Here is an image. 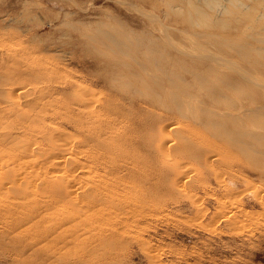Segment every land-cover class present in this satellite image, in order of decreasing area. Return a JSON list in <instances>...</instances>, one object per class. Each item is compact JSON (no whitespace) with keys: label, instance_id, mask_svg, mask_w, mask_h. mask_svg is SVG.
Masks as SVG:
<instances>
[{"label":"rangeland","instance_id":"obj_1","mask_svg":"<svg viewBox=\"0 0 264 264\" xmlns=\"http://www.w3.org/2000/svg\"><path fill=\"white\" fill-rule=\"evenodd\" d=\"M101 32L107 34L103 35ZM98 34L106 38L102 36L103 40L99 41L101 36ZM125 34L130 36H124ZM115 36L118 38L123 36L122 39L127 40L128 46L132 49L139 46L140 50L137 51L145 49L144 52L152 51L153 56L156 55L154 57L159 58L161 55L162 58L170 51L167 56L182 58L183 64L178 61L179 64L176 63L173 69L174 72L184 73L183 75L186 74V70L185 77L188 76L190 69L202 70V67L196 68V63H203L205 67L211 65L207 60L211 52L215 53L211 55L214 58L215 56L222 58L226 53L232 52L229 57L240 60V56L233 51H240L243 49L242 45L251 50L253 55L250 56V60L252 62L259 60L261 63L251 65L238 61V65L232 66V72L227 71V74H230V81L237 82L241 78L237 83H242L245 87L237 96L246 101L244 105L249 103L250 107L255 109L248 111L250 122L245 116L247 123L242 124L241 128L245 134L242 139L251 143L252 150H246L245 153L244 149L238 147L240 139L237 138L232 141L234 143L232 145L235 146L231 145L230 148L222 144L219 145L221 148L217 146L216 149L210 146L212 154L209 159L210 165L204 164V158L197 155L205 150L201 146L204 144L203 141H207L208 137V140L214 139L212 131L209 133L210 130L205 129V125L194 122L191 114L178 117L172 109L167 110L165 106L168 101L157 92L154 91L155 95L151 97L154 101H151L149 97L151 90L141 86L140 89V84H137L139 89L137 87L134 89V86L129 84L124 87V92L127 93V89L130 90H128L130 93H127L129 95L134 93L133 90L139 92L134 96V100L138 99L139 104L143 103L141 106L137 105L136 112L132 108L133 112L129 110L123 112L127 113L126 117H123L125 121L136 118V123L132 121L129 123L131 124L129 126L136 128V133L131 135L134 136V140L122 143L116 148L112 147L111 150L105 146L98 149L99 152L111 153L129 162L125 171L120 170L118 173L122 180L117 179V174L106 175L108 183L105 185L107 190L104 193L109 191L108 196L114 198L108 197L109 202L102 201L99 205L74 204L65 198L58 201V204L43 207L42 209L46 211L41 209L43 211L41 213V210L33 212L32 216L35 218L17 227L26 216L27 204L41 203L51 194L48 190V192L42 190L41 181L38 179L44 176L42 173L45 171L48 173L47 169L43 165L38 166L39 163L35 161L39 158H36V155L27 156L21 151L30 144L35 149L37 145L34 141L41 138L37 132L34 136L33 131H24V125L29 124L26 120H29L32 111L36 116L34 121L36 126L42 127L47 123L48 132H52L49 131L55 128L52 121L58 119L56 111L61 110L60 108L65 109L76 98L70 94L71 96H66L62 100L58 95L51 96V93H48L47 98L52 105L40 111L28 105L30 95L44 85H58V88H64L67 82L77 80L84 86L89 85L92 88L85 96L88 104L86 103L82 110L92 112L95 108L98 109L101 102L112 97L115 92L112 94V88H106L101 80V74L110 76L112 71L100 68L102 66L98 68L93 62L96 59L100 62L132 60L135 57V54H132L133 50L126 56L117 54L118 51L112 50V46L109 48L106 43L109 42L107 37ZM104 38L107 40L104 41ZM226 39L229 41L226 42ZM225 42L228 45H222ZM167 43L172 44L169 46ZM192 46L198 51L194 55L198 53L197 56L202 58L201 60L188 54ZM180 49L183 53L187 49V55L186 52L184 54L177 52ZM174 52L177 55L173 54ZM201 53L203 55L207 53L209 57L206 54V58L203 55L201 57ZM138 56L142 57L141 54ZM0 63L4 64H0L2 65L0 68L6 73L10 71L12 75L16 73L14 79L19 75L15 79V84L24 87L19 95L21 100H17L20 102H14L16 98H11L9 94L2 93L6 96H1L0 93V182L3 173L9 172L16 180L15 175H22L21 189L15 183L16 180L13 182L8 179L5 186L0 184V264H264V0H0ZM183 65L186 67L183 68ZM7 67L11 68L10 71L6 70ZM26 70L30 71V76ZM35 70L45 72L48 79L33 78L31 74ZM150 72L155 74V77L160 76L157 70ZM242 73L249 75V79L246 81L244 79L243 82ZM118 84L123 86L120 82ZM207 87L213 90L217 84L209 82ZM24 90L30 94L29 97ZM142 90L145 91L142 92L145 96H142ZM23 92L27 98L24 95L21 98ZM126 93L120 96L125 97ZM230 93L233 95L234 92ZM156 94L162 97V100ZM126 101V106L131 107L130 101ZM126 101L122 100L121 103L125 104ZM223 102L225 103V100ZM11 105L16 108H11ZM255 112L260 115L252 119ZM157 114L162 115L160 119H156ZM128 115L131 117L128 118ZM116 117L117 114L109 113L108 119L114 120ZM45 119L48 122H44ZM57 121L60 123H57L56 128L64 125L69 132L66 138L71 140L77 136L78 131L66 125L65 120ZM161 121L174 122L175 125L179 123L176 130L184 129L182 134L187 131L184 136L186 137L188 133V137L193 136L192 139L189 140L187 137L182 144L161 152L156 144L161 136L158 131ZM133 128L126 130L125 127V131ZM177 133L175 130L172 131L171 137H175L176 141H182L183 138L180 140ZM203 135L207 139L205 137L201 139ZM22 137L25 140H22ZM27 138L30 141L26 144ZM193 140L195 141L191 142ZM51 143L41 148L47 151L52 146ZM81 146L76 149L96 150L95 146L89 144ZM48 154L50 155L49 152ZM46 155L44 157H47ZM79 170L78 173L80 172L82 177L91 179L89 184L84 183L86 191L96 172L94 169L90 175L85 169ZM27 173L34 178L25 176ZM97 173L103 174L100 169ZM23 177L27 180L25 181ZM67 217L71 220L61 225L59 221ZM13 227L16 230L15 228L13 230ZM45 234L49 237H45Z\"/></svg>","mask_w":264,"mask_h":264},{"label":"bare ground","instance_id":"obj_2","mask_svg":"<svg viewBox=\"0 0 264 264\" xmlns=\"http://www.w3.org/2000/svg\"><path fill=\"white\" fill-rule=\"evenodd\" d=\"M229 1H231V0H229ZM245 16L247 17V15H245ZM252 16H253V14H252ZM252 16H251V18H252ZM246 17H245V19H246ZM101 33L103 34V32H101ZM104 34L106 35L107 32L104 33ZM108 34H109V31H108ZM103 35H99L98 34V36H101V39H99V41L103 40V37H105ZM109 36H110V34H109ZM112 36L114 37V35H112ZM124 36H130V35L125 34ZM113 37H111V38L107 37L109 42H110V43L106 42V43H108L107 45L109 46V48L112 46V50L118 51L117 54H125L126 56L129 53H131V51L133 50L132 54H135V57H134L135 60H133L134 58H132L133 61L132 60H122V59H117L118 57L115 56V58L117 60H115L114 62H112V61L106 62L103 59H100V60H103L104 62L103 61L100 62L97 59L93 62L94 66H97L98 68H99V66H102L100 68H105L107 70H111L112 71L110 76L101 74V76H102L101 80L103 82V85L106 86V88H108V87L112 88L111 89V91L113 90L112 94L115 92L114 95H112V97H109L106 100L102 101L101 105L99 106L98 109L95 108V110L92 111V112H85V111L82 110V107L83 106L86 107L85 105L88 102L87 99L85 98V96L88 95L91 92L92 88L89 85H88V87H87V85L84 86L82 83H80L81 81L77 82V80H76L75 82H70V83L67 82V84H65L64 88H58L57 84H56L57 86H55V85L51 86L50 84L49 85H44L43 88L42 87L39 88L40 89V93H39V89L35 90L34 92L31 91V93L33 92L32 95L28 94V92H26V90H24L27 93L28 97L30 95L29 101L26 99L29 102V104L25 100L26 103L28 105L34 106L35 109H39L40 111L42 109H45V108L48 109L49 105L50 104L52 105V103H50L48 101V98H47L48 97V93L49 94L51 93V96L56 94L62 100L66 96H71V95L73 97L75 96L76 97L75 100H73L71 102V104H69L70 107L68 105V107H65V109L64 108H60L61 110H57L56 111L57 112L56 116H58L57 117L58 119L65 120L66 121V125L72 126L73 128H75V130L78 131V134H77V136L75 138L72 137L71 140L66 138L69 135V132L66 130L64 125H63V127L60 126L61 128H59V129L56 128L58 126L57 123H60V121H57L58 119L52 121L53 123H55V128H52V130H49V131H52V132H48V129L46 128V127L49 128L48 124L45 123V125H43V126L40 124V126H42V127H39L38 125L36 126V123L34 122L36 120V116L33 115L32 111H31V114L29 113L30 114V116L28 117L29 120H26V121H29L28 122L29 124L26 125V126L24 125V131L25 132L33 131V133H34L33 135L34 136H35V132H37V134H40L41 138H40V140L36 139L34 141V143H36V145H37L35 147V149L33 148L34 146L32 147V145L30 144L29 147H27V148L24 147L25 149H23L21 151L22 152L24 151V153L27 156H31L32 157L33 155H36L37 156L36 158L40 159V160L37 159V161H35V162L39 163L38 166L41 167L40 165H43V167H45L47 169L48 173H46V171H45L44 174L42 173V176L43 175L44 176L43 177H39L38 179L41 181V185H42V188H43L42 190H46V191L48 190L49 192H51V194H49V198H47L48 196L47 197L45 196L46 198L45 197L44 198L46 200L42 201L41 203L34 202L31 205L27 204V206L25 208L27 210L26 216L22 219V223L17 225V227H19L20 225L23 226L26 223H28L30 220L35 218V217L32 216L33 212L37 213V211L41 210L43 207H49L50 205H54L58 201H60L62 199H65V198L68 199L70 202H74V204H86V205H89V204H94L95 205L96 203H98V205H99V202L107 201L108 197L114 198V196H111V195L108 196L107 193H110L109 191L107 193H104L107 190L105 185L108 183L106 175L110 174V173L118 175L120 170L121 171H125V169L128 167V163L129 162H127L125 159H120V158H118V156L113 155L111 153L99 152L98 149L101 148L102 146L103 147L105 146L107 149L111 150L112 147L116 148L117 146H121L122 143L134 140L133 139L134 136L132 137L131 135L136 133L135 132L136 128H133V127L129 126V125H131L129 123H131V121H132V123H136V121H135L136 118H134L135 120H130L129 119V121L128 120L125 121L123 119V117H126L127 113H123V112H125L126 110L127 111L128 110L132 111V109H134V111H135V108L137 107V105L141 106L143 103L139 104L140 102L139 101L137 102L138 99L136 97L135 98L137 100L136 101L134 100V96L137 95L139 92H136L135 90H133L134 93L132 92L133 93L132 95L127 94V93H130L129 89H127V93L124 92L125 91L124 87H127V85H129V84L131 86H134V89H135V87H137V84L138 85L140 84L139 88L141 86L144 89L151 90L152 93L149 92L150 95H151V96L149 95L150 100H151L152 95H155L154 91L157 92V94L159 96L160 95L164 96L166 98V100L168 101L167 105L165 106L167 110L172 109V111L175 112L176 113L175 115H177L178 117L179 116L183 117L184 115L191 114L192 116L191 115L190 116L192 117V120H194V122L197 121L198 123H200V125H201V123L203 125H205V127H206L205 129L210 130V132L206 130L207 132L211 133V131H212L211 135L214 138L212 140H208L209 137L207 139V137L204 136L206 134L201 136V139H202V137H205L207 139V141H203L204 144L203 145L201 144V146L204 147L205 150L199 152L197 156H199V158L200 157L204 158V162H203L204 164L210 165V160L209 159H210V157L212 155L211 151L209 150L210 146H213V147H215L214 149H216L217 146L222 144V145L226 146V148H230L231 145L234 144V143H232V141L237 140V138H239L240 139V143L238 144V147H240L241 149H244L245 153H246V150H250L251 149V147H250L251 143H249L245 139H242L243 136L245 137V134L243 133L241 128H243L242 124H246L247 123V121H246V119H244V117L249 115L248 111H250V110L254 111L255 109H253V107L251 108L249 103H245L247 105H244L243 103L246 102V101H244L240 97L238 98V96H237V94H239L238 92H240V90H242V88L245 87L242 83H237L241 78L240 79L238 78L239 80L238 81L236 80L237 82L230 81V78H229L230 74L229 75L227 74V71H229V72L231 71L232 72V66L238 65V61H240V62L242 61L243 64H249L250 63L252 65V63H255V64L259 65V62H260L259 60L258 61L255 60V62H252L250 60V56L253 55L251 53L252 52L251 50H249L247 48H244L246 46L243 47V45H242L241 47L243 49L240 48L241 49L240 51L239 50H237L235 52L233 51V53H236V54H238L240 56V60H234L231 57H229V54H231L232 52H229L228 54L226 53V55L224 54L225 56H223L222 58H219L218 56H215L216 58H214L211 55H214L215 53L212 54L213 52H211V54H209L210 53L209 52L208 54L210 55V58H208L207 60H208V62L211 65L205 67L203 63H196L197 64L196 68L197 67H200V68L202 67V70H197V69L193 70L192 69V71H191V69L190 70L188 69L189 70L188 71L189 74H188L187 77H185L187 75V71L186 70H185V72H186L185 75H183L184 73L180 74V71H179V73H178V71L174 72L173 66L176 63H178V61H180V63L183 64V60L180 57L174 58V57H171V56H167V54L170 51L167 52L166 55L162 54L163 55L162 58H160L161 55L159 54L160 56L158 58V57H154V56H156L155 54L153 56L152 51L144 52L146 49L144 51H137L139 49V46H136V47H134L132 49L130 46H128L129 43L127 44V40L122 39L123 36H120L122 38H118V36H115V38H113ZM128 38L129 37H127V39ZM96 39H98V38L96 37ZM106 40L107 39H105L104 41H106ZM91 41H93V40H91ZM104 41H101V42H104ZM130 41H131V38H130ZM228 41L226 39V42H228ZM226 42L224 44H222V45H225V44L228 45V43H226ZM171 44L172 43H170V45ZM158 47H157V49H158ZM164 47H166V46H164ZM102 48L100 47V49H102ZM186 50L187 49H185L184 53L186 52ZM226 51H228V50H226ZM177 52H181V49H180V51L177 50ZM188 52H189L188 54L193 57V55L196 54L195 52H198V51H197L196 47L192 46V48H190V50ZM104 53L105 52H103V54ZM155 53H156V51H155ZM182 53L183 52H181L180 54H182ZM100 54H102V53H100ZM140 54L142 55L141 58H139V56H138ZM164 54H165V52H164ZM171 54H172V51H171ZM173 54H175V52ZM205 54L207 55V53H205ZM205 54L203 55L201 53V57H202V55L205 57L206 56ZM175 55H177V54H175ZM186 55H187V52H186ZM197 55H198V53H197ZM197 55H194V56L196 57ZM209 55H207V56L209 57ZM197 57H199V56H197ZM120 58H122V57L120 56ZM184 59H186V58H184ZM198 59L201 60L202 58L200 59V57H199ZM135 61L137 63H135ZM203 61L205 63V60H203ZM0 64H2V63H0ZM196 64H195V62L193 63L194 67H195ZM2 65H4V64H2ZM124 65H128V66L130 65V66L128 67V66H124ZM136 66H138V67H136ZM132 67H136V68L134 69ZM185 67L186 66L183 65V68H185ZM191 67H193V66H191ZM5 68H6V65H5ZM5 68H3V69H5ZM10 69L11 68H8L6 70L10 71ZM15 69H16V67H15ZM154 70H157L159 72V75H160L159 77L158 76L155 77V74H152L150 72V71H154ZM18 71H20V70H18ZM32 71H33V69H32ZM15 72H17V71H15ZM26 72L27 73L29 72V74H27V75L30 76V71L26 70ZM41 72H36V70H35V72H33L31 75H33V78L35 77L37 80H43L44 78L48 79V76L46 77L45 72H43V71H41ZM10 73H11V71L9 73H6L5 70L3 71L0 68V93H1V96H6L4 94H7V95L9 94L8 96H12L11 98L14 99V97H15L16 98V100H14V102H15L17 100H21V99H19L20 98L19 95L22 93V90L24 89V87H18V85L15 84V82H16L15 79L18 78L19 75H16V78L14 79V75L16 73L14 75H12L13 73L12 74H10ZM106 73H107V71H106ZM20 74H23V73H21V71H20ZM24 75L26 76L25 72H24ZM99 75H100V73H99ZM227 75H228V78H227ZM242 76H243V78H242L243 82H244V79H245V81L249 79V75H247L246 73H242ZM33 78H32V81L34 82ZM232 78H233V76H232ZM36 79H35V82H37ZM46 79H45V81L47 82L48 80H46ZM190 79H191V81H190ZM97 81H99V79ZM118 81L120 83H122L123 86L121 84H118L119 83ZM87 82H89V81H87ZM95 82L96 81H94V83ZM209 82L216 83L217 87H215V88H213V90H211L209 87H207V83H209ZM124 84H126V86H124ZM41 85H42V83H41ZM142 92H145V91L142 90L141 94H142ZM230 92H234L233 95H231ZM2 93H4V94L2 95ZM123 93H126V94H124L125 97L124 96H120V94H123ZM144 94H142V96ZM23 95L27 98L25 93L21 95V98H23L22 97ZM159 96H158V98L161 99L162 97L160 98ZM25 97H24V99H25ZM8 98H10V97H8ZM13 99H10V100L13 101ZM122 100H125V101L129 100L130 103H131V104L129 103L131 107L126 106L127 101L124 102L125 104H122L123 103V102L121 103ZM158 100H157V102H158ZM224 100H225V103L223 102ZM151 101H154V100H151ZM151 101H150V103H152ZM155 101H156V99H155ZM17 102H20V101H17ZM159 102H161V101H159ZM12 103L13 102H11V104ZM26 103H24V104H26ZM13 104H15V103H13ZM27 104L25 106H27ZM147 104H146V106H147ZM15 106H17V104ZM15 106L11 105L10 107L15 109L16 108ZM18 106L20 107V104ZM22 106H23V104H22ZM20 108H22V107H20ZM88 108H89V106H88ZM54 109H56V108H54ZM139 109H137V110L139 111ZM23 110H24V108H23ZM159 110H160V108H159ZM161 110H163V109H161ZM223 110H228V112H224ZM8 111H9V109H8ZM35 111H38V110H35ZM40 111H38V112H40ZM138 111H137V114H138ZM151 112H153V110ZM167 112L168 111H166V113ZM109 113L117 114L118 117H116V119H114V120L108 119L109 118ZM160 113H162V112H160ZM8 114H10V112ZM137 114H136V116H137ZM154 114H155V112H154ZM131 115H133V114H131ZM252 115H253L252 117H254L252 119H255L256 117H258V115H260V113H256L255 112ZM160 116H162V115L157 114V117L156 116L155 117H156V119H160ZM127 117L129 118L131 116L128 115ZM137 117H139V115ZM247 118H248V122H250V118L248 116H247ZM4 120H6V119H4ZM139 120H140V118H139ZM154 120H155V118H154ZM8 121H9V119H8ZM38 121H40V119ZM42 121L43 120H41V122ZM152 121H153V119H152ZM175 121H178V120H175ZM24 122H25V118H24ZM44 122H48L47 119H45ZM34 123H35V125H33ZM19 124H21V123H19ZM23 124H25V123H23ZM23 124H22V126H23ZM42 124H43V122H42ZM177 124H179V123H177ZM133 125H135V124H133ZM137 125L138 124H136V126ZM176 125H175L174 122L173 123H169V122L166 123V122L161 121V124L158 127V131L161 134V136L159 134V136H160L159 138L160 139L158 138L157 139V143H156L158 145V149L161 150V152L162 151L165 152L166 150L168 151L169 148H173L175 145L182 144L181 142H183V140L188 137V135H189L188 133H186L187 134L186 137L184 136L185 132H187V131H185L184 135H183L182 133H183L184 129L176 130V128H177ZM18 126H21V125H18ZM22 126H21V128H23ZM12 127H13V125H12ZM125 127H126V130L127 129H131V128H133V129L130 130V131H125ZM188 127L190 128V126H187V128ZM18 129H20V127ZM174 130L176 132H178L177 135L179 134L180 140H181V138H183L182 141H179V140L176 141V140H174L175 137H171V133ZM185 130H186V128H185ZM192 130H190V131H192ZM196 130H198V129L196 128ZM21 132L22 131L20 129V133L17 132L16 134L18 135V133H19L21 135ZM198 132H197V134H198ZM192 133L194 134V132H192ZM9 134H10V132H9ZM197 134H195V135H197ZM150 135H152V134H150ZM5 136L8 137L7 135H5ZM70 136H72V135H70ZM104 136H106L107 139ZM179 136H177L178 139H179ZM189 137H188V139L191 140L193 136L192 137L189 136ZM0 138H1V136H0ZM22 138H23L22 140H25L24 137H22ZM206 139H204V140H206ZM29 141H30V139L28 140V138H27L26 141H25L26 144ZM172 141H174V143ZM194 141L195 140H193L191 142H194ZM198 141L200 142L201 140H198ZM224 141L228 142L229 144L228 143L226 144ZM49 142L53 143V144L51 143L52 146H50L47 149V151L50 153V155L48 154L47 151H45L46 150L45 148H43V149L41 148V147H43L46 144L49 146L50 145ZM54 142H55L56 146L54 145ZM151 143H153V141H151ZM236 143H237V141H236ZM86 144H89V146L91 145L93 147L95 146L96 150L92 151V150L85 149L84 151H82V149H78V150L76 149L78 146L86 145ZM106 145H108V146H106ZM198 145H200V144L198 143ZM134 146H136V145H134ZM152 146H153V144L151 145V147ZM233 146H235V145H232V147ZM252 146H255V145L252 144ZM136 148H138V147H136ZM195 148H197V147H195ZM41 150H44L45 152L44 151L41 152ZM253 152L255 153V151H253ZM253 152H251V153H253ZM259 152H261V151H259ZM45 154H47L46 155L47 157H44ZM248 154H250V153H248ZM258 155H256V157ZM202 158L200 160H202ZM32 159H35V158H32ZM22 162H24V161H22ZM259 164H261V163H259ZM34 165H36V164H34ZM261 165H259V167ZM13 167H16V166L13 165ZM35 167H37V166H35ZM22 168H23V166L21 167V169ZM46 169H44V170H46ZM79 169H85L86 170L85 172H87V173L89 172L90 175L92 174V171L94 169H95V172H96V175L94 177L92 176L93 180L91 181V184L87 185L86 191L84 189V183H85V185L89 184L91 179H89V177H87L88 179H86V177H82L79 174L80 172L78 173V171H80ZM98 169H100L103 172V174L101 173L102 175H99V173H97ZM38 171H40V170H38ZM23 172H24V169H23ZM33 172L35 173L34 170H33ZM34 173H33V175H34ZM3 174H4V176L2 178V181L0 182L1 185H4L5 181H8V179H11V180H13V182H15L16 179L11 177L9 172L3 173ZM39 175H41L40 172H39ZM117 175H116L117 179L122 180V178L119 175L118 176ZM216 175H217V173H216ZM15 176L17 177V180H16L15 183H17L18 186H20V189H21L22 188V186H21L22 185V175L19 174V176H18V174H17ZM25 176H29L31 179L34 178V177L32 178V176L30 174H28V173ZM34 176H36V174ZM23 179L25 181L27 180V178H25V177H23ZM29 186H30V184H29ZM30 187H27V188H30ZM45 192H43V193H45ZM107 202H109V201H107ZM50 209H51V207H50ZM42 210L40 211V213L43 212V211H46L45 209L43 211ZM36 215H38V214H36ZM69 218L70 217H67V218H65L63 220H60L59 222L61 223V225L62 224H66V223H68L71 220V218L70 219ZM60 223H59V225H60ZM54 226H55V224H54ZM14 228L15 227H13V230H14ZM58 228H60V226ZM56 229H57V227H56ZM15 230H16V228H15ZM51 234H49V235H51ZM45 237L48 238L49 237L48 234H45Z\"/></svg>","mask_w":264,"mask_h":264}]
</instances>
